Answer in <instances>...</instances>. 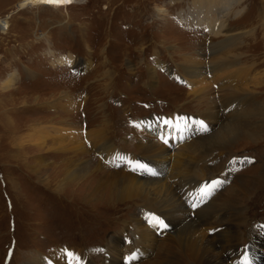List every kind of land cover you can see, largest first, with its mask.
<instances>
[{"label": "rangeland", "instance_id": "374dc122", "mask_svg": "<svg viewBox=\"0 0 264 264\" xmlns=\"http://www.w3.org/2000/svg\"><path fill=\"white\" fill-rule=\"evenodd\" d=\"M20 1L0 0V19L6 18V26L0 28V111L6 108L4 110L12 115L23 132L28 126L35 127L36 120L43 117L54 118V121H49L51 124L38 122L40 125L48 123V127L60 124V118H65L61 123L68 126L92 127L102 117L110 119L109 126L104 122L108 138L112 141L110 144L122 149L121 152L124 149L132 154L136 152L133 131L143 132L146 128L142 121L134 124L135 120L162 114L165 117L169 114L170 119L171 113L179 110L182 114L179 121L189 126V139L181 140L173 127L167 128L171 135H163L167 144L163 142L172 148L171 153L173 151L180 157L178 153L186 151L185 145L221 131L223 122H240L238 107L229 108L233 100L240 97L235 103L241 104L239 108L246 107L250 111L264 103V0H54L50 6L24 8H20ZM228 4L232 10L219 17V8ZM158 8H163V13L158 12ZM217 19L219 23H216ZM221 23L223 29L219 31ZM229 35L234 36L233 46L229 47L228 42L223 49L224 38ZM228 47L231 59L237 60L222 64L229 59ZM188 55L201 57V66H207V61L212 58L209 64L215 65V70L207 78L195 79V82L188 80L187 83L183 78L180 82L173 77L170 79L168 72L156 66V62L162 60L183 72L180 63ZM87 61H90L88 69L84 66ZM73 63H78L74 69H81L83 65L86 72L72 74L65 65ZM231 64L241 69L245 65L247 73L232 84L234 90L221 94L216 91L221 85L218 76L219 79L232 76L235 72ZM147 65L156 69L157 80L152 85L147 81ZM6 81L16 89L13 94L5 92L2 87ZM254 81L259 83L254 85ZM215 83L218 86L213 85ZM208 84L213 87L209 93L203 94ZM247 87L250 90L244 96L242 91ZM63 91L77 99L74 104L72 101L61 109ZM10 95L13 96L11 102L7 100ZM22 96L27 97L28 103L20 102L24 99ZM35 97H38V103L33 102ZM243 97H247L246 103ZM198 100H206L223 110L218 123L215 119L208 120V123L205 115L199 113L206 106ZM79 101H83L81 105ZM254 119L249 116V120ZM201 122L206 131L202 130ZM4 123V116L0 115V264H78L79 257L70 252L75 248L84 251L94 264H113L114 261L138 264L157 254L156 246L160 240L170 235L164 231L171 227L169 215L163 214V227L153 224L152 218L158 215L151 211L152 206L147 205L150 206L148 208L140 199L119 203L122 200L118 197L119 191L111 184L98 186L91 182L85 190L70 184L62 192L54 190L53 184L44 185L29 171L31 161L45 157L58 163L61 153H45L36 148L24 151L25 145H11V134ZM161 126L168 125L151 123L147 126L148 132L159 135ZM254 130H258V134L252 138H234L229 143L230 149L209 150L211 153L205 154L203 159L205 166L188 164L186 168L185 165L184 169H178L174 163L175 169L184 170L189 175L197 170L204 174L201 181L191 187L195 189L190 188L193 192L189 199H186L188 185L182 187L179 183L176 187H180L183 199L193 213L203 205L208 210H215V206L226 207L224 204L228 200H219L218 204L214 198L233 186L241 190V182L250 177H260L255 186H249L243 195L244 200L236 205L244 219L239 226L241 237L237 239L238 245L227 246L230 264H244L245 258L250 264H264V247H259L264 242V178L261 176L264 169V125ZM113 157L109 162H102L98 150H93L89 160L98 166V159H101L109 170L124 169L123 162L119 160L116 164ZM142 161L150 169L148 173L136 167L128 171L147 178L165 177L168 180L174 177L168 162L155 165L146 159ZM52 167L41 166L40 170L44 174L53 170ZM213 181L219 182L218 187L212 188L205 196L202 190L206 185L211 188ZM220 212L223 215V211ZM175 215H178L177 211ZM138 221L153 230L155 238L152 244L141 236ZM213 228L220 231L222 227ZM210 232L206 231L207 234ZM133 238L139 240V244L130 240ZM129 245L134 250L126 251ZM64 246L69 247V252L62 250ZM84 252L80 256L89 260ZM112 252L115 253L114 258Z\"/></svg>", "mask_w": 264, "mask_h": 264}, {"label": "bare ground", "instance_id": "6f19581e", "mask_svg": "<svg viewBox=\"0 0 264 264\" xmlns=\"http://www.w3.org/2000/svg\"><path fill=\"white\" fill-rule=\"evenodd\" d=\"M53 3H54V0H22L20 1L19 6L20 8H24L26 6H37V5L50 6ZM231 8L232 6L230 4H228L227 6L220 7L219 12L221 16L219 17L225 16L228 13V11L230 12V10H232ZM157 10L158 12L163 13L164 9L158 8ZM216 23H219V19H217ZM5 26H6V18L0 19V28H4ZM218 27H219L218 30L222 31L223 29L222 23H221V26H218ZM224 40L226 42H223V45H222L223 49L228 42L230 43L229 47L233 46V43H232L234 40L233 35L226 36ZM229 47L226 48V50L229 53L228 54L229 59L223 62L222 64L234 63L235 58L231 59L232 54L230 53ZM213 50H216V49H213ZM200 58L201 57L199 56L194 57L192 55H188L187 57H184V62L180 63V66L183 72L180 70H177V71L178 73H180L181 78L185 79L187 83H188V80H192L195 82V79L200 80L201 78L209 76L211 75L212 71L215 70L214 69L215 65H213L212 63L209 64L211 60L213 61L212 58L210 59L209 62L207 61L208 63V65L206 64L207 66L200 65V63L203 64L202 62L199 61ZM236 60L237 59H235V61ZM238 60L240 61V59ZM89 63L90 61L85 62L84 66H86L87 69L89 67ZM165 63L162 60H160L156 62V66L164 67L167 64ZM233 66L231 68H234L233 71L235 73H232L233 72L232 71L231 72L233 74L232 76L223 77L222 79H219V76H218V80H219L218 83L219 85L221 84L220 85L221 87L218 86L216 83L213 84V85L218 86L217 87L218 89L216 88V91L218 90L219 93L222 92L223 94H229L232 90L235 89V87L232 86V84L236 80H240V77L245 76L243 75L244 73H247L244 70L245 65L243 69L236 68ZM129 69H131V63L129 64ZM168 70L170 69L168 68ZM225 70L227 71V69ZM146 71H147V81L150 83V85L154 84V82L157 80L156 79L157 77L156 69L147 65ZM158 71L159 70H157V72ZM226 71L224 73H226ZM170 73H171V70H170ZM214 81H217V80L214 79ZM253 83L254 85H257L259 82L254 81ZM1 85L5 89V92L7 93L9 92L10 94H13L12 92L16 90L14 89L12 84L9 83L8 81H6L5 83H2ZM187 86L189 85L187 84ZM193 87L195 88V86ZM212 87L213 86L209 85L206 88V90L203 92V94L209 93ZM222 87L225 89H220ZM249 88L250 87L243 89L242 94L244 96H247L246 94H248L247 90H250ZM211 95L212 94H210V96ZM61 96L64 99L63 100L64 102L61 100L63 103L60 102L62 106L61 109L65 108V105L70 104L72 101L74 104V101L77 99V98H74L73 96H70V94L66 93L65 91L62 92ZM22 98H24V99H21L20 101L22 102V104L28 103L27 97L22 96ZM239 98L233 100L232 102L229 100L231 102L229 108L233 107L234 109L238 107L237 109L239 112L240 122L239 123H232L230 121L223 122L221 124V129H220L221 131H216L215 133L211 135L198 138L188 143L187 145H185L186 151H183V153H178L180 157H177L173 153V151L171 153L172 148H168L167 146L164 145V142L167 141V138L165 137L171 135L170 131H168L167 128L174 127L173 130L175 131V133H177L180 136L181 140L189 139V136L191 134L189 133V126H186L182 124L181 121H179L182 115L179 113L180 112L179 110L171 113L172 118L170 119H169V114H168L166 115L167 117H165L164 115L163 116L159 115V116H152L149 118H140V119L135 120L136 122H134V124H137L138 122L142 121V123L146 125V128L142 130L143 132H137L136 130L133 131V133L135 134V139H136V143H135L136 152L132 154L129 151L128 152L124 151V149L121 152L120 150L122 149H120L114 144H110L112 141H110V139L108 138V135L106 133L107 128L104 126V122H105V125L107 123H108V126L110 125V122H109L110 119L105 120V119H102L101 117L100 118L101 121L99 123H96L92 127H86V126H79L77 124H69L68 126V124L64 122L61 123L62 120L64 121L66 119L60 118L61 119V121L59 120L60 124L58 125L52 124L50 125V127H48V123H44L40 125L38 122L54 121V118H52L51 120L48 117H43V118H38L36 120L37 126L35 125V127L30 128L31 126L27 125L28 129L24 127L27 131L23 132L22 130H20V127L18 126V124H15L12 115L7 113V110H4L6 108L0 111V115L4 116V119H5L4 124H6L7 129L11 134L9 136L11 138V145L18 146L17 144H19V146H22V147L25 145L23 149L24 151L30 148H36L40 151H44L45 153H50V152H57L59 154L61 153L62 157L58 159L59 161L58 163H55L57 161H48L45 159V157L39 159L36 162L31 161L30 163L31 167L29 171L32 174H34L35 177L40 179L44 185L50 186V184H53L54 190L62 192L64 187L70 184L75 185L78 189L83 187L84 190H85V187L86 188L89 187L91 182H95L98 186L105 185V184H111L114 186L115 189L119 191L118 197L122 199L119 201V203L140 199L142 200V204H146V206L147 205L152 206L153 209L151 211L154 213H157L158 216H156V218L162 221L163 225H164L163 218H165L163 214L166 213V216L169 215L168 217L171 218V222H170L171 227L168 229L165 228L164 231L166 233H170V235L160 240L159 246H156L158 249L156 255L150 256V258L146 260H143V261L141 260L142 262L140 263L138 262V264H230L231 259L230 257L227 256V253H228L227 250L229 248L227 246L230 245L231 247V246L238 245L237 239L239 236L241 237L240 235L241 230L239 229V226L243 222V219H244L241 209L238 206L236 207V205H238L244 200L243 195L246 194L248 188H250L249 186L251 187L255 186L256 182L258 181V178L260 177H250L249 180H244L241 182V187H242L241 190H237L233 186V187L228 188L221 195H218L217 198H214L216 203H218L217 201L219 200L221 201L228 200L227 203L225 204L223 203L224 205H226V207L219 208L218 206H215L216 207L215 210L214 209L208 210L209 208L204 209L206 206L203 207L204 205L203 206L201 205L202 207L198 208L199 207L198 206L197 210H195L193 213L192 212L193 209H191V207L189 208L188 207L189 205H187L186 202L184 201L183 199L184 194L181 190H179L180 187L179 188H176V187L177 185H180V184L183 185L182 187L188 185L186 187H188L189 189V194H186V199L187 198L189 199V197H191L192 192H193L191 190L193 188L191 187H193L195 184H198L201 181L200 178L203 177L204 174H201L200 172L198 173V170H197L196 173H193L194 175L191 173H190L191 175H189L186 172H184V170L180 171V170L175 169V166L178 169H184V166L186 165L185 166L186 168L188 164L189 165L203 164L205 166L206 161H204L205 160L204 158H205V154L211 153V151L209 150L218 149L220 151H224V150L230 149L229 143H231L234 138L238 136H251L252 138L253 135L258 134V130H254V128L264 125V103H260L258 108L256 107L255 110L250 111L251 109L248 110L246 107L239 108L241 104L235 103V101L239 100ZM246 98H244V103L248 101V99L245 100ZM7 100L11 102L13 100V96L10 95V97ZM198 101L199 102L203 101L205 103L206 108L204 109V111L202 110L203 112H199V113L205 115L207 122L208 120H212V119H215L216 122L220 120L221 113L223 110H221L217 106H213L212 103L206 100H198ZM33 102L38 103L39 102L38 97H35ZM82 102H80V105L82 104ZM10 104L12 105V103ZM234 104H237L238 106L236 105V107H234ZM249 116H253L255 117V119L249 120ZM166 121L167 123H165ZM51 123L49 122V124ZM151 123H155V124L161 123L162 125L167 124L168 126H161V128L159 129V135H155L151 131L148 132L147 126H149ZM35 131H41V132L38 133ZM172 134H173V131H172ZM173 139H176V138L174 137ZM115 147H117V150L115 149ZM179 147H180V143H179ZM92 149L98 150L100 157L102 159V162L103 161L109 162V158L115 156V158L113 157L112 161H114L117 164L118 161L121 160L124 164L123 167L126 170L124 169L109 170V167L107 169V167L104 165L105 163L102 164L101 159H98L100 160L99 163L96 162L98 166H95L89 160V158L92 155V151H93ZM173 149H176V148H173ZM125 154H127V156ZM199 154H201L199 158L198 157L196 158V156H198ZM126 157H129V158H126ZM142 159L143 160L146 159L148 162L150 161L152 164H155V165L168 162L170 166L169 171L171 175L174 177L165 175L167 177H170V179L168 180L164 179L165 178L164 176H162L164 178H147V177H143L142 174H137L136 172H134L136 174L135 175L133 174L132 171L131 172L128 171L130 170V168H134L135 165L137 164L143 165L144 162L142 161ZM174 163H175V166H174ZM46 165H47V168H49L50 165H53L52 167L53 170H48L47 172L42 174V170H40V167L41 166L45 167ZM199 167H201V165ZM173 170L176 171L177 173H174ZM186 171H188V169ZM145 172L148 173L147 171ZM203 172L204 171H202V173ZM153 176L155 175H151V177ZM261 176L262 178H264V169H263V173ZM101 200H104V199L102 198ZM148 208H144V209H147V211L150 212ZM142 209L143 207L141 208V213H142ZM176 211L178 215H175ZM220 211H223V215L220 214L221 213ZM137 215H140V212H138ZM234 218H236L237 221H234ZM138 223H139V228L142 231L141 236L144 237L146 240L149 239V244H152L155 238V234L153 230L151 229L149 225H142L140 221H138ZM215 226H217V228H220L221 226L222 228L220 231H216L213 228ZM211 228H213L214 230H211ZM140 229L138 230L140 231ZM206 231H211V232L210 234H207ZM263 235H264V232H263ZM159 239L160 238H158V240ZM130 240H133L135 244L139 242V240L135 238L130 239ZM129 246L131 247V245ZM130 247H128V250L126 249V251L129 252V250H134L133 247L131 248ZM259 247H264V242L260 243ZM106 248H108L107 244H106ZM76 251H78L76 253L77 255H74ZM70 252L71 254L73 253V256L79 257L78 260L76 259L78 264H94V262L91 261L87 257L84 251L82 250L79 251L75 248V250L70 251ZM83 252L85 253L86 257L91 262L85 259L84 257L80 256V253L83 254ZM111 254H112L111 256H113L114 258L115 253L112 252ZM107 257L109 258V256H106V258ZM224 257H226L227 260ZM51 260H53V257H51ZM39 264H44V263L40 262ZM113 264H118V263L117 261H114Z\"/></svg>", "mask_w": 264, "mask_h": 264}, {"label": "snow or ice", "instance_id": "6c2138e0", "mask_svg": "<svg viewBox=\"0 0 264 264\" xmlns=\"http://www.w3.org/2000/svg\"><path fill=\"white\" fill-rule=\"evenodd\" d=\"M57 2H59V0H57ZM165 123H167V121H166ZM201 125H202V130L206 131L207 128H206V126L203 125V122H201ZM165 143H167V141H165ZM135 167H136V168H142V169H144L145 171H150V169H147L144 165H141V164H137V165H135ZM218 185H219V182H218V181H213V182H212V185H211V188H209V187L206 185V186H205V189L202 190L203 193H204V195H205V196L208 195L209 192L211 191V189H212V188H215V187H218ZM151 222H152L153 224H157V225H160V226H162V227L164 226L163 223H162V221L158 220V219L155 218V217L152 218ZM244 264H248L247 258H245Z\"/></svg>", "mask_w": 264, "mask_h": 264}]
</instances>
